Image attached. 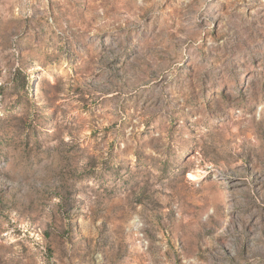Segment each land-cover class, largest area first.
Wrapping results in <instances>:
<instances>
[{
	"label": "rangeland",
	"instance_id": "rangeland-1",
	"mask_svg": "<svg viewBox=\"0 0 264 264\" xmlns=\"http://www.w3.org/2000/svg\"><path fill=\"white\" fill-rule=\"evenodd\" d=\"M0 264H264V0H0Z\"/></svg>",
	"mask_w": 264,
	"mask_h": 264
}]
</instances>
